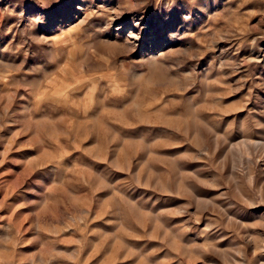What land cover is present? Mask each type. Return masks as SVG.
<instances>
[{
    "label": "rangeland",
    "instance_id": "374dc122",
    "mask_svg": "<svg viewBox=\"0 0 264 264\" xmlns=\"http://www.w3.org/2000/svg\"><path fill=\"white\" fill-rule=\"evenodd\" d=\"M0 264H264V0H0Z\"/></svg>",
    "mask_w": 264,
    "mask_h": 264
}]
</instances>
